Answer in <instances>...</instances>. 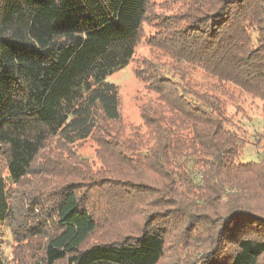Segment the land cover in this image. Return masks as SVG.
<instances>
[{"label":"trees","instance_id":"obj_1","mask_svg":"<svg viewBox=\"0 0 264 264\" xmlns=\"http://www.w3.org/2000/svg\"><path fill=\"white\" fill-rule=\"evenodd\" d=\"M177 2L155 16L151 40L173 65L145 63L155 98L140 105L144 131L122 139L107 78L133 59L150 0H0V242L18 231L20 197L41 211L16 239L31 242L35 264H162L169 247L186 249L179 264H264V0ZM192 69L262 102L260 161L242 159L245 133ZM92 137L126 176H59L52 191L18 193L52 145L65 152L52 169L71 177L68 148ZM143 170L152 176L137 180ZM99 204L114 215L101 221Z\"/></svg>","mask_w":264,"mask_h":264},{"label":"rangeland","instance_id":"obj_2","mask_svg":"<svg viewBox=\"0 0 264 264\" xmlns=\"http://www.w3.org/2000/svg\"><path fill=\"white\" fill-rule=\"evenodd\" d=\"M181 4L182 3L177 2V0H150V14L147 17V21L143 24L140 33V41L136 47L133 59L126 68L111 74L107 78L109 82L114 83L118 87L119 111L121 116L120 128L123 132L122 139L129 136L135 128L140 127V130L142 132L144 131L140 116V105L155 98V95L146 89L144 80L146 78V73H144L145 63L149 61L159 65L163 64L166 69L173 65L172 59L167 54L151 45V40L156 34L157 24L155 22V16L157 14L170 15L178 10ZM190 75L197 84L204 88L214 90V92L220 96L224 101L225 114L232 119L233 124H235L238 130L245 133L247 146L242 154V159L244 161H260L263 156V151H261L262 144L256 145V139H254V137L257 138V136L263 132L261 122L262 102L230 84L225 85L224 89H217L215 80L205 75L199 69L190 70ZM114 128H116V126H114ZM94 138H89L68 148L71 150L70 152H72V163L76 164V173L71 175V177H63L56 169H52L57 156L64 155V150L58 149L57 145H52V147L42 152L35 163L37 174L34 173L27 177L17 188L18 193L25 198L29 192L36 193L33 191L35 188V190L40 188L44 192L49 190L52 191L55 188V184L62 181L61 178L70 181L84 178L87 180L100 177L111 178L115 175L118 178L126 176L130 172V168L127 166L125 169L118 170L117 165L114 163V158L108 156L105 151L99 150L98 143ZM48 163L49 166L44 169V166H47ZM0 174L2 176L5 175L1 160ZM138 174H135L138 176L136 177L137 180L148 179L152 176L148 170H143L142 173ZM83 175L84 177H82ZM59 176H61V178ZM19 198L20 197H16V209L14 207V217L10 222L11 227L18 231L13 233L12 230L9 229L7 231L9 234L8 236H6L4 232L5 235L1 237L2 241L0 242L2 255L7 264H15V258L21 259L25 257L29 260L33 258V256H31L33 255L31 251V242L25 240L19 243L16 242V239L19 240L22 238L23 240L26 238L28 235L27 230L34 222L39 220L41 211L39 212L33 209V206L29 207L27 203H20ZM125 204L129 206L132 205L129 202ZM132 207L136 209V206L132 205ZM95 210L96 217L101 221L114 215L113 211L107 208L103 209V206L100 204L97 205V207L95 206ZM140 221L141 219L138 218L137 222ZM102 235H104L102 229L98 230V232L91 237L90 243L97 241ZM185 250V248L180 249V247H169L166 252V258L162 264H179L181 262L180 259L187 253ZM178 261L180 262L178 263ZM27 262L25 261L23 263L26 264ZM30 262L31 264H35L32 260H30Z\"/></svg>","mask_w":264,"mask_h":264}]
</instances>
